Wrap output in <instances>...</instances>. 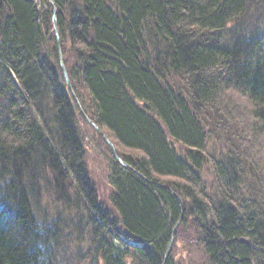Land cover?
Listing matches in <instances>:
<instances>
[{"label": "trees", "instance_id": "16d2710c", "mask_svg": "<svg viewBox=\"0 0 264 264\" xmlns=\"http://www.w3.org/2000/svg\"><path fill=\"white\" fill-rule=\"evenodd\" d=\"M71 91L127 165L107 205ZM172 237L164 264H264V0H0V264H162Z\"/></svg>", "mask_w": 264, "mask_h": 264}, {"label": "rangeland", "instance_id": "374dc122", "mask_svg": "<svg viewBox=\"0 0 264 264\" xmlns=\"http://www.w3.org/2000/svg\"><path fill=\"white\" fill-rule=\"evenodd\" d=\"M71 93L72 95H74L76 104L81 110H83L82 105H80V100L75 97V94L72 91ZM80 127L82 128V134L83 129L86 130V135L84 136L85 138L83 137V141L85 147H87L86 155L88 156V166L90 168L92 177L95 179L94 181L96 184L97 192L100 194L101 197L100 200L103 201L105 205H107L108 196L111 192V189L108 185V168L106 165V160L109 154L110 156H113L112 150L110 149L106 140L103 139V137L96 135L94 133L93 128L87 123H85L84 118H82V120L80 121ZM115 152L116 154L122 153L121 149H115ZM132 154H136V152L133 151ZM182 248L183 246L179 245L176 249L175 254L177 259H185L187 257L186 254L182 251Z\"/></svg>", "mask_w": 264, "mask_h": 264}, {"label": "bare ground", "instance_id": "6f19581e", "mask_svg": "<svg viewBox=\"0 0 264 264\" xmlns=\"http://www.w3.org/2000/svg\"><path fill=\"white\" fill-rule=\"evenodd\" d=\"M11 76H12L13 79L15 78L13 74H11ZM78 108H79V106H78ZM79 111L82 113V115H83V117L85 119V123H87L88 125H90L93 128L94 133L96 135H98V136L103 137L104 131L99 126H97L95 124V122L89 117V115L85 111L81 110L80 108H79ZM79 131H80V133H81V135L83 137L86 135V130L83 129V134H82V128L80 126H79ZM85 149L87 150V147H85ZM165 187L166 186H164V188ZM171 193H172L173 198L176 199V202H177L179 211L181 213V215H180V217L178 219V222H177V224L175 226V229H176L178 227V225L183 221V214H185V212L187 211L188 204L191 203V201L189 200L186 203V202L183 201V199H181V196L179 194L175 193L174 191H171ZM190 216L191 215H188V217H190ZM185 223H187V225H183V227L179 231V233L182 234V235H184V236H191V237H193L192 236V233L188 230V221L185 222ZM183 239H185V238L183 237L182 240ZM177 241H180V240H177ZM172 243H173V237L170 240V243L168 244V246H166V248H165V252L163 253V261H162V264H164L166 262V259H167L168 255H169V253H170V251L172 249Z\"/></svg>", "mask_w": 264, "mask_h": 264}, {"label": "water", "instance_id": "95a60500", "mask_svg": "<svg viewBox=\"0 0 264 264\" xmlns=\"http://www.w3.org/2000/svg\"><path fill=\"white\" fill-rule=\"evenodd\" d=\"M52 20H53V26H54L55 36H56V39L58 40L57 29H56V20H55V17H54V16H53ZM61 66H62V69H63V72H64V78H65L66 84H67L68 87H70V85H69V81H68V77H67V75H66V73H65L64 67H63L62 64H61ZM104 139L107 141L108 145L111 147V149H112V151H113V153H114V148H113V145L111 144V142H110V141L107 139V137H105V136H104ZM115 158L119 161V163H120L121 165H124V166L126 165V164H125L121 159H119L116 155H115Z\"/></svg>", "mask_w": 264, "mask_h": 264}]
</instances>
